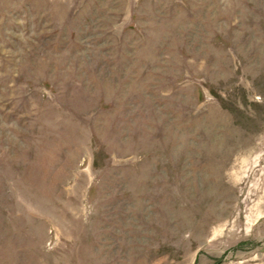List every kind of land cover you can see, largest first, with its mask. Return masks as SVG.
Listing matches in <instances>:
<instances>
[{
    "label": "rangeland",
    "instance_id": "obj_1",
    "mask_svg": "<svg viewBox=\"0 0 264 264\" xmlns=\"http://www.w3.org/2000/svg\"><path fill=\"white\" fill-rule=\"evenodd\" d=\"M0 264H264V0H0Z\"/></svg>",
    "mask_w": 264,
    "mask_h": 264
}]
</instances>
